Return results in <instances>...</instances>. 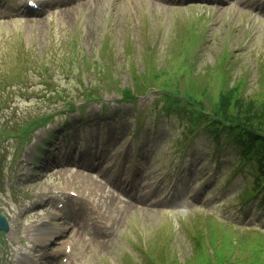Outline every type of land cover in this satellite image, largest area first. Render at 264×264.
I'll list each match as a JSON object with an SVG mask.
<instances>
[{
	"label": "rangeland",
	"instance_id": "obj_1",
	"mask_svg": "<svg viewBox=\"0 0 264 264\" xmlns=\"http://www.w3.org/2000/svg\"><path fill=\"white\" fill-rule=\"evenodd\" d=\"M0 1V264H264L251 162L203 125L180 150L183 110L161 98L166 83L208 82L210 108L242 84L261 108L264 0H42L30 13V0ZM146 71L167 74L121 100L114 82ZM87 89L103 98L85 104ZM46 113L27 141L11 129Z\"/></svg>",
	"mask_w": 264,
	"mask_h": 264
},
{
	"label": "trees",
	"instance_id": "obj_2",
	"mask_svg": "<svg viewBox=\"0 0 264 264\" xmlns=\"http://www.w3.org/2000/svg\"><path fill=\"white\" fill-rule=\"evenodd\" d=\"M130 51V49H129ZM133 50L130 51L132 55ZM131 57L128 59V61ZM86 64V62H85ZM20 65L27 66V68L33 69L42 68L44 64L39 59H28L22 61L20 59ZM110 67L103 66L97 72L98 75L109 77ZM160 73V74H158ZM144 72L141 76H144L142 81L139 73L135 72L133 76L134 85L133 88L128 87L120 89L116 82H114V88L116 92L121 96V100L125 102H135L138 98H141L146 93V89H149V85L156 83L162 75H166L167 72ZM148 76V78H146ZM5 84L2 85V87ZM7 86V85H6ZM0 87V89L2 88ZM221 88L218 92V101L213 103L210 108H206L205 99L209 94L211 86L209 83L200 89L197 84H190V86L183 90L179 86L177 81L175 84L169 85L166 83L161 90V98L163 100V107L167 114L175 111L183 110L182 115L186 120V131L181 141L182 146L180 150L187 146L188 134L198 132L201 127L205 130L208 128L210 131H214V135H219L221 132L227 133L231 138L233 145L239 148V153L243 159H247L251 162L252 168L250 174L253 178L252 193L249 198L260 196L258 199L264 200V104L261 108H258L254 100L245 102L241 97L242 84L234 88L227 89ZM154 90V88H152ZM152 91V90H151ZM59 93V92H58ZM59 97H61L59 95ZM241 97V98H240ZM103 98L102 93L99 90H86L84 101L85 104L89 101L100 100ZM5 98L0 96V101L4 102ZM2 104V103H1ZM64 106L69 112L75 111L78 107L72 100L64 99ZM175 107H178L175 109ZM55 116V113H46L41 115L25 128H21V125H13L12 131L16 132V136L24 140L30 139V129L37 130L49 123V121ZM203 125V126H201ZM201 126V127H200ZM10 133H6L3 139L7 138ZM50 137V135H48ZM180 144V145H181ZM178 148V147H177ZM264 203V202H263ZM2 239V234L0 240ZM197 250L200 247L196 246ZM211 264V263H205ZM220 264H227L221 262Z\"/></svg>",
	"mask_w": 264,
	"mask_h": 264
},
{
	"label": "water",
	"instance_id": "obj_3",
	"mask_svg": "<svg viewBox=\"0 0 264 264\" xmlns=\"http://www.w3.org/2000/svg\"><path fill=\"white\" fill-rule=\"evenodd\" d=\"M0 230H4V231L9 230V225L6 219L2 216L1 212H0Z\"/></svg>",
	"mask_w": 264,
	"mask_h": 264
},
{
	"label": "bare ground",
	"instance_id": "obj_4",
	"mask_svg": "<svg viewBox=\"0 0 264 264\" xmlns=\"http://www.w3.org/2000/svg\"><path fill=\"white\" fill-rule=\"evenodd\" d=\"M136 201H139L140 202V200H138V199H136ZM132 204V203H131ZM131 204L129 203V204H127L126 206H128V205H130L131 206Z\"/></svg>",
	"mask_w": 264,
	"mask_h": 264
}]
</instances>
